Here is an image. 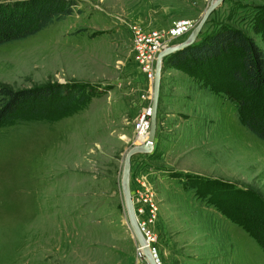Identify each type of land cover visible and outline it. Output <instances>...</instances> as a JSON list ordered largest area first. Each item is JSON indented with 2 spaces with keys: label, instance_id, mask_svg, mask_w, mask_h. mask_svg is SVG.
<instances>
[{
  "label": "rangeland",
  "instance_id": "374dc122",
  "mask_svg": "<svg viewBox=\"0 0 264 264\" xmlns=\"http://www.w3.org/2000/svg\"><path fill=\"white\" fill-rule=\"evenodd\" d=\"M77 1L66 19L0 45L3 84L97 90L59 120L0 127V264H147L138 257L121 186L125 156L141 145L137 123L153 96L148 64L135 56V29L160 30L167 46L180 43L212 0ZM222 26L264 49V0H224L196 42ZM166 64L155 148L132 156L130 177L158 263L264 264V250L218 208V197L187 189L183 178L198 172L264 198V141L207 76Z\"/></svg>",
  "mask_w": 264,
  "mask_h": 264
},
{
  "label": "trees",
  "instance_id": "16d2710c",
  "mask_svg": "<svg viewBox=\"0 0 264 264\" xmlns=\"http://www.w3.org/2000/svg\"><path fill=\"white\" fill-rule=\"evenodd\" d=\"M77 6V0H0V45L37 34L71 16ZM164 64L207 76L217 91L226 92L236 103L242 124L264 141V49L253 37L222 26L168 56ZM96 93L92 84L47 82L14 88L0 82V127L18 121L59 120L79 110ZM187 173L183 176L186 188L218 197L214 202L218 208L264 250V198L250 188Z\"/></svg>",
  "mask_w": 264,
  "mask_h": 264
},
{
  "label": "water",
  "instance_id": "95a60500",
  "mask_svg": "<svg viewBox=\"0 0 264 264\" xmlns=\"http://www.w3.org/2000/svg\"><path fill=\"white\" fill-rule=\"evenodd\" d=\"M224 0H212L207 9L205 10L203 16L197 23V25L192 29L189 36L186 38V40L177 43V44H171L166 46L157 57L156 61V69H155V78H154V84H153V96H152V115H151V123H150V130H149V136L147 140L141 144L132 146L124 160V167L122 172V191L125 201V207L127 211L128 221L129 225L131 227L132 232L134 233L137 241L139 244L143 247L147 264H159L158 259L152 250L150 244L148 241L144 238L141 229L139 227L135 208L133 204L132 199V192H131V185H130V177H131V171H132V156L136 153H151L154 151V144L156 139V133H157V125H158V108H159V98H160V88H161V82H162V75H163V69H164V61L166 57L170 56L172 53L177 52L179 50H182L192 44H194L197 39L200 36V33L202 29L204 28L209 16L211 13L218 8Z\"/></svg>",
  "mask_w": 264,
  "mask_h": 264
},
{
  "label": "built area",
  "instance_id": "2783aa9c",
  "mask_svg": "<svg viewBox=\"0 0 264 264\" xmlns=\"http://www.w3.org/2000/svg\"><path fill=\"white\" fill-rule=\"evenodd\" d=\"M134 40H135L136 59L140 60L141 62H147L148 68H149L148 70L149 81L151 79L153 83L154 78H155V69H156V61H157L158 54L167 46V44L164 43L163 34L160 32V30H157V29H151L149 31H146L143 28L136 27ZM151 115H152V97H151L149 106L146 108L145 113L142 115V117L139 119L137 123L138 131H137L136 136L140 135V131L141 129H143V131H145L147 135L146 137L148 138L149 130H150V123H151ZM147 138L145 139V141L147 140ZM132 199H133V202L135 203L133 196H132ZM151 207H153L150 209L151 212L155 214V211H157V207L153 204V201H152ZM136 210L138 211L139 216H140L142 212L144 211V208L139 207L138 209L136 208ZM138 222H139L140 229L146 234L148 239L153 240L154 235H152L149 229L147 228V224L143 222L141 218L139 219ZM151 222H153V219L151 220ZM150 226H151V223H150ZM141 247L142 246L139 245L138 257L139 256L142 257ZM153 251L155 253V249H153Z\"/></svg>",
  "mask_w": 264,
  "mask_h": 264
},
{
  "label": "bare ground",
  "instance_id": "6f19581e",
  "mask_svg": "<svg viewBox=\"0 0 264 264\" xmlns=\"http://www.w3.org/2000/svg\"><path fill=\"white\" fill-rule=\"evenodd\" d=\"M150 86L152 87V80L150 79ZM147 135H146V133H145V131H143V129H141V131H140V135H137L136 136V140H137V143L138 144H142L144 141H145V139L147 138L146 137ZM139 146V145H138ZM133 204H134V208H135V213H136V217H137V221H139V219H140V216H139V213H138V211L136 210V206H135V203L133 202ZM138 224H139V222H138ZM141 232H142V234H143V236H144V238L148 241V243L150 244L152 241V239H148V237L146 236V234L141 230ZM140 245V244H139ZM141 246V245H140ZM141 256H142V258H144L145 260H146V256H145V253H144V250H143V247H141ZM144 256V257H143ZM146 263H147V261H146Z\"/></svg>",
  "mask_w": 264,
  "mask_h": 264
},
{
  "label": "crops",
  "instance_id": "0c3cea01",
  "mask_svg": "<svg viewBox=\"0 0 264 264\" xmlns=\"http://www.w3.org/2000/svg\"><path fill=\"white\" fill-rule=\"evenodd\" d=\"M186 171V170H185ZM187 172H189V171H187ZM193 173H196V172H193ZM198 173V172H197Z\"/></svg>",
  "mask_w": 264,
  "mask_h": 264
}]
</instances>
